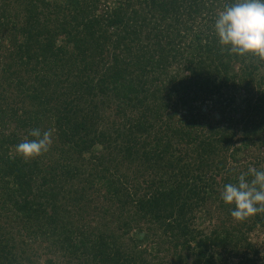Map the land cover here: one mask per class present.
Returning a JSON list of instances; mask_svg holds the SVG:
<instances>
[{
    "label": "trees",
    "instance_id": "obj_1",
    "mask_svg": "<svg viewBox=\"0 0 264 264\" xmlns=\"http://www.w3.org/2000/svg\"><path fill=\"white\" fill-rule=\"evenodd\" d=\"M235 2L0 0V264H264V212L220 196L264 170V58L214 31Z\"/></svg>",
    "mask_w": 264,
    "mask_h": 264
},
{
    "label": "clouds",
    "instance_id": "obj_2",
    "mask_svg": "<svg viewBox=\"0 0 264 264\" xmlns=\"http://www.w3.org/2000/svg\"><path fill=\"white\" fill-rule=\"evenodd\" d=\"M214 31L230 54L264 58V0H236L226 6L217 13ZM29 135L34 139L16 145L17 153L25 160L49 151L53 143L51 130L34 128ZM220 196L225 204L234 205L230 214L236 220L264 212V170L249 168L248 173L239 176L238 183L226 184Z\"/></svg>",
    "mask_w": 264,
    "mask_h": 264
},
{
    "label": "rangeland",
    "instance_id": "obj_3",
    "mask_svg": "<svg viewBox=\"0 0 264 264\" xmlns=\"http://www.w3.org/2000/svg\"><path fill=\"white\" fill-rule=\"evenodd\" d=\"M206 109V108H205Z\"/></svg>",
    "mask_w": 264,
    "mask_h": 264
}]
</instances>
